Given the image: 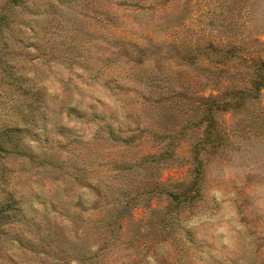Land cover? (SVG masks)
Instances as JSON below:
<instances>
[{
	"label": "rangeland",
	"instance_id": "374dc122",
	"mask_svg": "<svg viewBox=\"0 0 264 264\" xmlns=\"http://www.w3.org/2000/svg\"><path fill=\"white\" fill-rule=\"evenodd\" d=\"M28 2L0 264H264V0Z\"/></svg>",
	"mask_w": 264,
	"mask_h": 264
},
{
	"label": "trees",
	"instance_id": "16d2710c",
	"mask_svg": "<svg viewBox=\"0 0 264 264\" xmlns=\"http://www.w3.org/2000/svg\"><path fill=\"white\" fill-rule=\"evenodd\" d=\"M43 12L38 8L33 11L28 0H4L0 7V189L4 193L0 201V226L12 219H19L17 193L8 187L6 158L9 155H28L24 138L30 133L28 124L34 125L35 122L33 112L39 91L34 87L35 81L20 72L22 69L17 63L18 59H33L35 52L41 55L46 53V46L41 40L45 33L38 37V30L32 25L37 24L32 17ZM16 55H24L25 58ZM256 66V80L252 86L257 90L264 85V60H259ZM31 96L34 100H31ZM154 190L165 192L174 201L179 198V194L167 189L163 191V185L157 182L150 192Z\"/></svg>",
	"mask_w": 264,
	"mask_h": 264
}]
</instances>
